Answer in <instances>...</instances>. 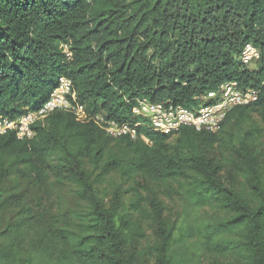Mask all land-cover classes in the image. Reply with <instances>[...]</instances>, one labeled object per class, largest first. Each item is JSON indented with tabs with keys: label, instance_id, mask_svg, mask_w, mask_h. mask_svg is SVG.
Returning a JSON list of instances; mask_svg holds the SVG:
<instances>
[{
	"label": "trees",
	"instance_id": "obj_1",
	"mask_svg": "<svg viewBox=\"0 0 264 264\" xmlns=\"http://www.w3.org/2000/svg\"><path fill=\"white\" fill-rule=\"evenodd\" d=\"M248 44L261 53L255 68L239 60ZM61 78L87 114L119 123L135 122L144 98L191 108L225 82L260 95L216 133L144 124L137 140L115 139L56 112L30 142L0 135V264H264V136L225 137L252 113L264 119V0H0V116L38 111ZM114 141L130 152L136 184L107 207L85 160L102 161ZM219 147L230 166L212 155ZM124 167L108 161L99 176ZM153 185L178 187L180 222ZM65 186L80 209L46 203ZM28 187L45 198L32 201ZM205 209L216 217L203 219Z\"/></svg>",
	"mask_w": 264,
	"mask_h": 264
},
{
	"label": "built area",
	"instance_id": "obj_2",
	"mask_svg": "<svg viewBox=\"0 0 264 264\" xmlns=\"http://www.w3.org/2000/svg\"><path fill=\"white\" fill-rule=\"evenodd\" d=\"M65 51L70 56L67 46ZM260 55L259 49L248 44L239 60L242 64L250 66L260 58ZM259 95L260 91L257 89L244 90L237 82H225L214 91L196 98V105L191 108L170 101L153 103L144 98L137 100L132 110L135 122L119 123L108 119L102 113L87 114L77 100L72 82L67 78H61L59 87L51 93L47 102L38 111L28 112L18 119L0 116V135L14 134L18 140L30 142L36 138V127L45 125L56 112L72 113L78 122H93L107 136L115 139L137 140L138 128L144 124L161 134L176 133L185 126L197 131L216 133L235 108L258 102ZM142 138L148 142L145 137Z\"/></svg>",
	"mask_w": 264,
	"mask_h": 264
},
{
	"label": "rangeland",
	"instance_id": "obj_3",
	"mask_svg": "<svg viewBox=\"0 0 264 264\" xmlns=\"http://www.w3.org/2000/svg\"><path fill=\"white\" fill-rule=\"evenodd\" d=\"M252 68L254 64L250 65ZM232 136L234 142L239 138L251 137V136H264V119L258 113L250 114L249 118H244L238 122L233 123L227 127V134L225 137ZM231 147L230 141L227 143V149ZM261 152V160L264 163V148H258ZM226 152V148H216L212 151V155L217 157L218 161H222L226 166H230V161H225L223 154ZM226 157L230 159L227 156ZM93 159L85 160V168L89 174L92 176V181L94 180V186L96 188V193L99 199L103 200L105 205L109 207L113 200L114 195L118 194L121 201L126 202L130 197H132L133 188L136 182L129 177L125 168L128 167L129 162L131 161V154L128 152L125 147L119 144L117 141H114L113 145L106 152L105 158L102 161H99L97 164H94ZM119 161L124 164V168L118 170L107 176H99L102 173V168L104 164L108 161ZM227 176V175H226ZM54 179L50 178L48 191L53 189ZM152 191L164 202V205L167 208L166 218H169L171 223L175 222L176 224L181 221L184 217V202L181 198V192L178 190L177 186H172L166 189L152 186ZM72 186H65L62 188V192H53L52 199L48 200L46 203L49 206L58 208H65L67 210L80 209L79 200L72 196V194L67 193L72 190ZM140 191L143 188L137 187ZM26 194L29 199L36 202L38 199L45 198L42 196L38 190L28 187L25 189ZM145 193V191H144ZM147 193H145L146 195ZM56 200V201H55ZM39 201V200H38ZM203 219H211L216 217L211 210L205 209L199 212ZM149 235L152 234V231L149 230ZM145 247L148 244H144ZM206 264H218L216 260L209 259L206 261Z\"/></svg>",
	"mask_w": 264,
	"mask_h": 264
}]
</instances>
